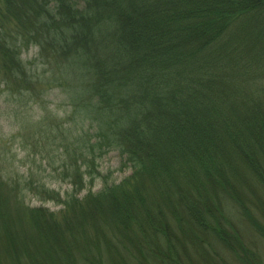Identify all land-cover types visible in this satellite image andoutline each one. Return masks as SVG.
I'll return each instance as SVG.
<instances>
[{"label": "trees", "instance_id": "obj_1", "mask_svg": "<svg viewBox=\"0 0 264 264\" xmlns=\"http://www.w3.org/2000/svg\"><path fill=\"white\" fill-rule=\"evenodd\" d=\"M0 86L70 106L0 170V264H264V0H0ZM108 152L129 175L80 195Z\"/></svg>", "mask_w": 264, "mask_h": 264}, {"label": "rangeland", "instance_id": "obj_2", "mask_svg": "<svg viewBox=\"0 0 264 264\" xmlns=\"http://www.w3.org/2000/svg\"><path fill=\"white\" fill-rule=\"evenodd\" d=\"M37 53L36 48H30L28 51L22 52L21 59L26 65L35 60ZM35 68L38 72L42 71V68L39 66H35ZM10 94L6 90L3 91V87L0 86V170L8 172L14 171V165L18 167L16 171L19 173H27L29 168L32 169L30 171L38 173L36 171L37 163H34V161L39 160V150L34 149V154L31 148L36 139L34 136H30L31 138L27 137L28 146L26 149H22L23 136L30 131L29 129L33 122L38 120L47 121L50 114L65 119L70 111L67 96L64 95L60 88H51L46 92L44 91L42 93L43 96L35 103V100L30 96L25 95L20 97L14 94L15 97H12ZM40 117L44 118L40 119ZM96 162L98 166L96 168L97 172L94 175L95 181L92 184L94 186L91 187L87 178L88 176L85 175L83 180L84 190L80 195H83L91 189L95 192L106 182L119 183L130 173L129 169L125 167L122 158L116 152H108ZM41 167L45 170L43 175L39 172L41 177H43L45 186L59 192L61 197H64L66 193L73 194L74 189H78L73 188V185L62 183L60 178L57 177L58 175L52 171L53 168L47 165L46 160L42 163ZM53 167L56 168L57 163ZM49 173L51 175H48ZM25 203L30 207H45L48 211L53 212L60 209V206L56 205L54 201H39L32 195L26 196ZM246 239L252 245L253 249L258 254L260 253L261 256L263 255L264 258V243L259 239L255 240L250 233H246ZM193 264L200 263L194 262ZM227 264L236 263L229 259Z\"/></svg>", "mask_w": 264, "mask_h": 264}]
</instances>
